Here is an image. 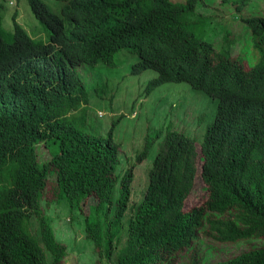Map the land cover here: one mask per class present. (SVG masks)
<instances>
[{"label": "trees", "instance_id": "obj_1", "mask_svg": "<svg viewBox=\"0 0 264 264\" xmlns=\"http://www.w3.org/2000/svg\"><path fill=\"white\" fill-rule=\"evenodd\" d=\"M26 2L53 38L60 34L58 26L65 29V23L70 24L72 37L64 49L67 61L63 65L48 70L38 62L30 63L37 75H29L27 94L15 84L9 86V93L18 96L13 112L19 126L18 133L10 135L0 124V264H61L64 259V247L56 242L37 204L51 175L70 204H78L85 193L96 196V205L83 219L86 237L114 264H264V10H258L264 0L218 1L219 13L231 14L232 9L242 24L239 27L246 30L233 36L235 31L221 21L226 26L221 39L240 49L233 58L216 41L219 24L198 15L196 25L213 36L221 56L214 54L204 64L201 56L185 70L181 66L192 57L191 41L197 37L190 28L186 31L181 20L194 14L204 0H71L58 12L50 11L43 0ZM79 8L93 25L79 22ZM22 33L15 27L13 39L29 47ZM2 48L25 60L31 58L17 44H2ZM117 49L137 54V72L153 69L158 73L148 91L168 82L186 83L197 90L200 69L216 80L207 92L202 89L218 101L200 145V177L208 194L186 212L183 206L195 171L192 139L177 132L165 137L166 148L155 159L142 200L128 205L131 181H121L115 198V184L103 174L113 147L89 139L61 118L87 104L78 67L91 66ZM228 72L235 73L229 85L221 82ZM39 143L45 144L51 157L42 166L37 160ZM9 171V179H3ZM85 174L93 180L85 181ZM33 216L40 234L31 232ZM123 219L125 229H121ZM119 234L126 237L123 249ZM208 235L219 243L247 240L260 246L213 261L216 248L203 240Z\"/></svg>", "mask_w": 264, "mask_h": 264}, {"label": "rangeland", "instance_id": "obj_2", "mask_svg": "<svg viewBox=\"0 0 264 264\" xmlns=\"http://www.w3.org/2000/svg\"><path fill=\"white\" fill-rule=\"evenodd\" d=\"M8 1L6 0L3 7L7 19L2 23V34L3 38L10 42L12 37L11 16L15 9L14 5L11 7L7 5ZM43 1L53 12H58L71 0ZM170 1L182 2L183 0ZM218 1L204 0L203 4L197 6L198 11L195 14L207 16L217 22L219 28L216 32L218 36L216 41L224 48L238 52L240 49L233 48L234 43L224 42L221 39L226 27L221 21L225 20L226 24L235 31L233 36H241L244 33L242 30H246L244 27H239L242 24L232 9L231 11L228 9L231 14L219 13L222 10L219 11L221 4ZM16 5L21 17L20 23L25 28L36 33L44 32L24 0H18ZM258 5V10L262 12L264 4L259 3ZM250 8L256 13L257 9L254 5L251 4ZM243 13L247 15L249 8ZM195 14L186 18L191 24L189 28L195 35L214 43L213 36L202 33V28L195 24ZM245 38L248 41L250 37L245 34ZM38 39L46 40L45 37ZM137 61L135 54L128 50H119L113 54L111 66L99 63L93 67L78 68L76 72L87 92V104L85 107L81 106L76 112H72L69 115L70 120L78 131L86 133L90 138L103 141L111 135L117 145L118 164L114 172L117 178L114 188L115 198H118L117 189L128 167L133 168L135 179L142 172L150 171L166 133L176 131L192 138L197 154L195 153V158L192 159L195 169L193 188L183 206V212H186L207 198L208 193L200 177L202 160L199 146L208 125L215 116L217 101L192 89L186 83H165L146 93L148 82L157 77V73L151 69L132 73L131 69ZM243 65L246 69L244 63ZM142 152H144V157L138 163L136 159ZM37 154L42 161L49 159L42 144L37 147ZM140 190L137 189V193ZM56 192L55 177L51 175L48 177L41 199V207L46 209L50 205V209L43 211L41 208V210L53 230L56 241L64 246L65 257L61 264H114L112 257H106L103 250L100 255L92 241L86 237L83 219L90 213V206L96 205V196L90 195L81 200L79 209L76 206L71 207L67 199L59 197ZM132 198H139V196L133 195ZM129 215L130 213L128 217ZM35 226L36 223L33 222V226L30 227L37 231ZM125 228L126 222L123 219L121 229ZM38 237L40 239V236ZM200 239L202 240V237ZM125 240V236L120 237L119 248L123 249ZM203 240L206 244L216 248L213 261L226 260L252 247L260 246L256 241L247 240L219 243L210 235L203 237Z\"/></svg>", "mask_w": 264, "mask_h": 264}, {"label": "clouds", "instance_id": "obj_3", "mask_svg": "<svg viewBox=\"0 0 264 264\" xmlns=\"http://www.w3.org/2000/svg\"><path fill=\"white\" fill-rule=\"evenodd\" d=\"M17 1L18 0H9L8 3H7V5L9 7H11V5H14V9H15L14 12H13V14H12V16H11V27H12V35L11 36L12 37H11V41L8 42V41H6L3 38V34H2V23H3L4 20L7 19L6 14L4 13V10H3L4 3L6 2V0H0V14H1V16H0V124H1L2 130L4 132H9L10 135L15 134V132L18 133L19 120H18V118L16 117V115L13 112V109H14L15 105L18 103V96L16 94H14V93H9V86L11 84H15V85H17V87L19 89H21L24 93L27 94L28 92L25 89V87L28 88V85H29V75H37L34 71H31V69H30V63H32V62H38V63L42 64L43 67L46 68V69H48V70H49V68L50 69H55L56 67H59V66L63 65V63L65 61H67V57L64 54V52H66V51L64 49L67 46L68 39L70 37H72L71 34H70V29H69L70 24L69 23H65L66 24L65 25V29L64 28H61L60 26H58L57 29L60 30V34L57 35V37L53 38L50 35V31H49L48 27L44 23L40 22L39 20H37L35 18L32 10L29 7V5L26 2V0H24V1L28 5V7H29V9H30V11H31L34 19L42 26L44 32L42 31V32L36 33V32H33L30 29L25 28L20 23V20H21L20 18L21 17H20V13L17 11V5H16L17 4ZM67 4L68 3H66L63 7H65ZM50 11H52V10L50 9ZM197 11L198 10L196 9L195 12H197ZM45 12L47 14V11L46 10H45ZM194 14H192V15H194ZM195 15H196V21L195 22H197L198 15H197V13ZM77 17H78V20H79V22L81 24H84L86 26L93 25L91 23L89 17L87 16V14L81 8H79V10H77ZM181 22H182V24L184 25V27H185V29L187 31L188 28L191 26V24L186 19L181 20ZM15 27H17V29H21L23 31L22 35L25 37V39H26L27 44H28L29 47H24L20 42H18L17 40L13 39V33H14V28ZM194 36L197 37V38H196L195 41L194 40L191 41L193 43L192 46H191V49H192V57L191 58H188L182 64L181 69H184L185 70L186 67H188L191 63H193L197 59H200L201 56H202V62H203V64H204V62L207 59L213 58L214 57V54H215V56H217V55H220L221 56V53H220L221 48L223 50L227 49V51L230 52V58H233V57L236 56L235 52H232L230 48H223V47L220 48L216 41H214L215 43L208 42V41L202 39L201 37L195 35V33H194ZM39 37H45L46 40H40V39H38ZM92 39L93 38L91 37V40ZM2 44H5V45L17 44L19 47H22V48H25L26 50H28V52L31 55V58H29L28 60H25V59H23L21 57H17L15 55H11V54L5 53V51L3 50V48L1 49V45ZM39 46L40 47H46V49L48 51L39 49L38 48ZM196 47H198L197 48V51H195V48ZM119 50H128V49H117L109 57L104 58V59H99L95 64H93L91 66L90 65H87V66L88 67H93V66H95V65H97L99 63H103L106 66H111L112 65V62L111 61H112L113 54L115 52L119 51ZM128 51L131 52L132 54H135L137 56L136 53H134V52H132L130 50H128ZM208 53H211V55H210V57L206 58L205 55L208 54ZM137 58H138V56H137ZM137 63H138V61H137ZM137 63H135L133 65V67L131 69V72L132 73H140V72L144 71V70H142L140 72H137V70L134 69V67H135V65ZM78 68H80V67H78ZM243 68H244V66H243ZM151 70H153V69H151ZM245 70L246 71L249 70L247 66H246V69ZM199 71H201V75H200L198 81L195 84L197 86V90L200 91V92H202V93H204L202 91V89L203 90H206V92H207V89L211 85H213V82L212 81H216V80L210 75V73H208V72H206L204 70H201V69ZM199 71H197V72H199ZM234 74L235 73L231 74L230 72H228V76H225V78L223 80H221V82H225L226 81L227 84L229 85L231 83V81L234 79V77H232ZM157 76H158V73H157ZM155 78H153V79H155ZM153 79H151V80H153ZM149 82H148V84H149ZM168 83H173V82H168ZM148 84H147V87H146V90H145L146 93H149L151 91V90L148 91ZM163 84H165V83H163ZM163 84H161V85H163ZM161 85H159V86H161ZM194 90H196V89H194ZM204 94L213 99V97L210 96L212 94H210V93H209L210 95H208L206 93H204ZM7 95H10L9 99L2 100V99H5ZM11 98H13V99H11ZM86 100H87V94H86ZM215 100L217 101V99H215ZM85 105L86 104H82L81 106H84L85 107ZM217 108H218V101H217ZM78 109H75V107L72 108V109H70L61 118H64L68 123H70L72 125V122L70 120L71 117L69 115L72 112H76ZM213 119H212L211 123L208 125V127L212 124ZM72 127L75 128L73 125H72ZM172 132H176V131H172ZM172 132H168V133L165 134L164 141H163L162 146L160 147L159 151L157 152V154L155 156V159H156L157 155L160 153V151L162 149L166 148V146H165V137H167V135L171 134ZM81 133H83V132H81ZM83 134H85L89 139H92L86 133H83ZM177 134H182L185 137L190 138V137L186 136L185 134H183L181 132H177ZM190 139H192V138H190ZM92 140H94V139H92ZM95 141L99 142L98 140H95ZM100 142H103V145H106V146L110 145L114 149L111 152V156H110L109 160L107 162L106 161L104 162V172L105 173H103V174H105L107 176V178L108 177L110 178V180L113 182V185H114V184H116V181H117V178L114 176V172H115L116 166L118 164V160H117V154H118L117 145L112 140L111 135H109V137L107 139H105L103 141H100ZM201 143H200V145H201ZM41 144L44 147V145H45L44 143H39L37 145V147L39 145H41ZM193 146H194V142H193ZM36 152H37V149H36ZM194 153L197 154L196 148H194ZM46 154L49 157V159L46 160V161L40 160L39 156H37V160L39 162V165L42 166L45 162H48L50 160L51 157L47 153V151H46ZM199 154H200V157L202 158L201 151H200V146H199ZM143 157H144V152H142L137 157V159H136L137 162L139 163ZM155 159L153 161V165H152V168L150 169V171L149 172L148 171L142 172L140 174V176L138 178H136V179L133 176V168L132 167H128L125 170L124 174L122 175L121 180H120V183H121V181L123 179L126 180L127 182L128 181H131L129 183V185L131 186V190H130L131 195H130V199L128 201V205H132L134 203L139 204L140 201L142 200V197H141L142 195L141 194L145 190L146 186L148 185L149 178H150V174H151V171L153 170V167H154ZM202 163H203V161H202ZM11 174L12 173H10V171H9L6 174H4L2 176V178L7 180V179H9V176ZM47 180H48V177H47ZM92 180H93L92 175L85 174V181H92ZM46 182H45V185H46ZM4 183L7 185V182H4ZM120 183H119V186H120ZM55 185H56V176H55ZM56 189H57V186H56ZM137 189H141L139 191V193H137ZM42 194H43V192H42ZM56 194L59 197L62 196L64 198H66L65 195H64L65 194L64 192H59L57 190ZM90 195L95 196L91 192L85 193L84 195L81 196L82 197L81 200H83L85 197L90 196ZM133 195H138L139 198H132ZM41 199H40L39 203L37 202L38 207H40V210H41V208H42L43 211H46V210L50 209V205L46 209L43 208V207H41ZM67 201H69V200L67 199ZM80 201H79V203H80ZM79 203L78 204H76V203L70 204L69 203V205L71 207L76 206L77 208L80 209V204ZM42 210H41V212H42ZM33 222L36 223V226L35 227H37V231L34 230V229L33 230L31 229V232L32 233L35 232L37 234H40V232H39V229H40L39 228V223H38L37 218L35 216H33L31 218V224H30V226H33ZM52 232H53V230H52ZM57 243L59 245L63 246L59 242H57ZM44 248L45 247L42 246V249H44ZM46 256H47V253H46ZM47 259H48V256H47Z\"/></svg>", "mask_w": 264, "mask_h": 264}]
</instances>
